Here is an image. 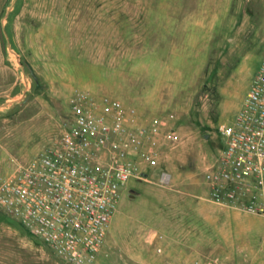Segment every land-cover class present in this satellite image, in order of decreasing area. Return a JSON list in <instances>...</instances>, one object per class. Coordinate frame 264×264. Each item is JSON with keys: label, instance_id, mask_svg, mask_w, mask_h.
Listing matches in <instances>:
<instances>
[{"label": "rangeland", "instance_id": "1", "mask_svg": "<svg viewBox=\"0 0 264 264\" xmlns=\"http://www.w3.org/2000/svg\"><path fill=\"white\" fill-rule=\"evenodd\" d=\"M263 58L264 0H0V178L68 127L74 89L119 98L162 129L159 161L121 188L94 264L178 263L188 209L223 206L204 171ZM0 264L71 263L0 210Z\"/></svg>", "mask_w": 264, "mask_h": 264}, {"label": "built area", "instance_id": "2", "mask_svg": "<svg viewBox=\"0 0 264 264\" xmlns=\"http://www.w3.org/2000/svg\"><path fill=\"white\" fill-rule=\"evenodd\" d=\"M69 102L72 120L61 135L0 178V210L65 261L94 264L121 188L146 175L143 163L157 165L159 153L146 143L162 129L140 124L135 106L110 95L76 88ZM221 133L225 145L204 171L210 199L264 215V58L234 122ZM166 136L179 139L172 129ZM169 180L163 172L161 183Z\"/></svg>", "mask_w": 264, "mask_h": 264}, {"label": "crops", "instance_id": "3", "mask_svg": "<svg viewBox=\"0 0 264 264\" xmlns=\"http://www.w3.org/2000/svg\"><path fill=\"white\" fill-rule=\"evenodd\" d=\"M143 111L140 109L139 120L145 124L151 117ZM190 209L186 212L189 214L186 215L185 228L188 233L196 229L199 237L196 242L187 239L182 244L168 245L172 249L181 247L183 251L181 261L173 264H206L213 258L219 259L220 264H253L252 260L264 255V215L204 201ZM158 248L161 249H157L158 252L164 251Z\"/></svg>", "mask_w": 264, "mask_h": 264}]
</instances>
